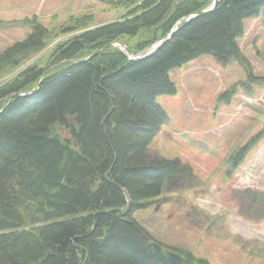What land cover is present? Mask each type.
<instances>
[{
	"label": "trees",
	"instance_id": "trees-1",
	"mask_svg": "<svg viewBox=\"0 0 264 264\" xmlns=\"http://www.w3.org/2000/svg\"><path fill=\"white\" fill-rule=\"evenodd\" d=\"M212 2L111 0L119 16L107 23L93 12L53 27L20 22L26 37L0 51V264H211L155 239L134 212L199 180L180 158L149 156L169 121L157 97L177 92L172 70L212 54L247 75L221 98L264 87L240 48L264 0H220L186 22ZM177 24L140 60L119 45L144 55ZM263 137L240 147L230 168Z\"/></svg>",
	"mask_w": 264,
	"mask_h": 264
},
{
	"label": "rangeland",
	"instance_id": "rangeland-1",
	"mask_svg": "<svg viewBox=\"0 0 264 264\" xmlns=\"http://www.w3.org/2000/svg\"><path fill=\"white\" fill-rule=\"evenodd\" d=\"M110 1L0 0V51L26 37L29 29L20 25L25 18L35 16L53 27L71 14L93 12L98 23L114 21L119 12ZM263 11L245 20L240 41L257 76H264ZM246 76L236 59L222 65L212 54L172 70L177 92L157 97L169 121L151 142L149 156L180 158L199 180L191 188L170 187L134 212L155 239L189 249L211 264H264V137L240 166L228 165L264 129V87L254 85L252 94L239 87L220 96ZM249 191L257 198L245 199Z\"/></svg>",
	"mask_w": 264,
	"mask_h": 264
},
{
	"label": "bare ground",
	"instance_id": "bare-ground-1",
	"mask_svg": "<svg viewBox=\"0 0 264 264\" xmlns=\"http://www.w3.org/2000/svg\"><path fill=\"white\" fill-rule=\"evenodd\" d=\"M213 2H214V0H213ZM213 2H212L211 5L209 6V8L213 5ZM207 9H208V8H207ZM201 12H202V11H201ZM199 15H202V14H200V12H199V13H197V14H193V15L188 16V17L186 18V22L189 21L190 19H192V17H194V16H199ZM178 29H179V25L177 24L176 27L174 28V30L168 35V37H167L166 39L160 40V41H158L156 44L152 45V46L147 50L146 54H148V53H152L155 49H157L158 46H160L161 44H163V43H165L166 41H168V40L172 37V35H173ZM113 44H114V43H111V45H113ZM119 45H120L123 49L126 50L127 54L130 56V59H131V60H140V59H142V58L147 57V56H145V54H144V55H133V54L131 53V51L126 47V45H124V44H119ZM128 50L130 51V53L128 52ZM10 98H11V97H10ZM10 98H9V99H10Z\"/></svg>",
	"mask_w": 264,
	"mask_h": 264
},
{
	"label": "water",
	"instance_id": "water-1",
	"mask_svg": "<svg viewBox=\"0 0 264 264\" xmlns=\"http://www.w3.org/2000/svg\"><path fill=\"white\" fill-rule=\"evenodd\" d=\"M219 1H220V0H214L213 5H212L210 8L205 9L204 11L200 12V14H205V13L211 11V10H212V9L218 4ZM128 52L130 53L129 50H128ZM150 54H151V53L145 54V56L148 57ZM68 62H72V61H65L64 63H68ZM61 64H63V63H61ZM56 66H58V65H55V66L51 67L47 72H50V71L53 70Z\"/></svg>",
	"mask_w": 264,
	"mask_h": 264
}]
</instances>
